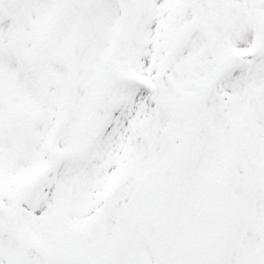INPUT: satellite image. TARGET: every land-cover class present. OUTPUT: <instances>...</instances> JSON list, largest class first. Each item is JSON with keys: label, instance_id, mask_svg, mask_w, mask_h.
<instances>
[{"label": "snow or ice", "instance_id": "6c2138e0", "mask_svg": "<svg viewBox=\"0 0 264 264\" xmlns=\"http://www.w3.org/2000/svg\"><path fill=\"white\" fill-rule=\"evenodd\" d=\"M0 264H264V0H0Z\"/></svg>", "mask_w": 264, "mask_h": 264}]
</instances>
